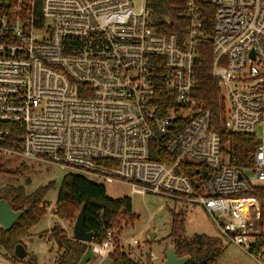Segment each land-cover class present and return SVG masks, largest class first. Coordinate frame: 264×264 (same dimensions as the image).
<instances>
[{
	"label": "built area",
	"instance_id": "1",
	"mask_svg": "<svg viewBox=\"0 0 264 264\" xmlns=\"http://www.w3.org/2000/svg\"><path fill=\"white\" fill-rule=\"evenodd\" d=\"M149 2L0 0V123L22 129L20 151L4 147L8 133H0V152L201 205L221 239L249 252L262 234L251 194L264 186V0H209L225 128L257 142L246 165L226 154L211 110L193 95L201 1L184 6V38L157 31ZM159 101L170 106L159 109ZM161 155L171 160L153 158ZM46 213L57 220V205ZM117 236L108 231L87 244L98 264ZM141 244L135 236L119 246L132 252Z\"/></svg>",
	"mask_w": 264,
	"mask_h": 264
},
{
	"label": "trees",
	"instance_id": "2",
	"mask_svg": "<svg viewBox=\"0 0 264 264\" xmlns=\"http://www.w3.org/2000/svg\"><path fill=\"white\" fill-rule=\"evenodd\" d=\"M202 27L197 44V57L194 65L196 86L195 99L212 112V124L219 131L226 154H230L238 165L247 164L248 154L255 150L257 142L248 136L235 135L225 128V100L218 80L213 76L214 65V7L209 0H200ZM187 0H150L149 7L153 10L154 26L160 34H176L184 38L189 30V21L185 17L184 6ZM159 109L167 110L170 105L155 103ZM0 133H8L2 145L13 151L19 152L21 148L22 129L18 124L0 123ZM156 160L168 161L171 158L161 155L153 157ZM0 167V174L4 171ZM27 171L22 165L9 172L11 175H20ZM186 173L197 180L207 181L210 175L196 168H188ZM27 185L30 180L26 181ZM52 185L37 188L32 193H27L25 187L7 185L0 190V200H5L14 212H25L23 217L10 231L0 227V257L10 264H38L36 258L28 253L25 260L15 256V247L25 244V239L32 228L46 215L48 204L45 199ZM256 197L261 205L262 222L264 219V186L257 187L251 194ZM58 219L69 223L72 231L74 222L82 206L86 209L85 227L88 232L95 234V240L106 237L108 231H120L123 222L130 224L135 220L132 201L129 198L113 200L107 196L104 185L89 181L79 174H67L59 189L57 198ZM27 211V212H26ZM172 214L171 231L168 239L174 246L179 257H190L187 264H217L224 252V245L220 238L207 234H194L186 236L185 214ZM48 243L55 244L57 256L54 264H80L88 250V245L74 241L70 233L64 230L57 222L48 232ZM117 247L106 264H153L151 257L144 259V253L130 251L125 247ZM140 247V246H139ZM249 253L264 262V233L260 241ZM151 256V254H150ZM105 261V262H106ZM104 264V263H103Z\"/></svg>",
	"mask_w": 264,
	"mask_h": 264
},
{
	"label": "rangeland",
	"instance_id": "3",
	"mask_svg": "<svg viewBox=\"0 0 264 264\" xmlns=\"http://www.w3.org/2000/svg\"><path fill=\"white\" fill-rule=\"evenodd\" d=\"M263 127H259L261 130ZM26 166L27 171L20 175H11L9 172ZM4 171L0 174V190L7 185L25 187L27 193L34 192L39 187L52 185L45 201L48 205H56L62 181L67 174L73 173L70 169H63L57 165L46 161L27 159L20 155H6L0 152V167ZM74 174V173H73ZM89 181L102 184L106 189L107 196L113 200L129 198L132 201L133 214L135 220L130 224L123 222L122 228L118 231L117 241L119 243L130 240L132 237L141 238L142 244L139 249L144 254V259L153 254L157 259L152 260L153 264H165V246L170 244L168 239L171 231L172 214H185L186 236L192 237L194 234H207L212 237L222 238L218 227L211 216L198 204H185L175 201L169 197L147 194L145 196L135 194L132 186L125 182H101L92 175H83ZM30 180L27 185L26 181ZM262 218V212H261ZM56 219H51L47 213L40 222L30 230L25 239L27 252L34 256L38 264H54L57 256V248L53 242L46 241V235L57 223ZM68 232L72 236L69 223ZM261 230L264 233V219L260 220ZM1 227V226H0ZM73 229V228H72ZM224 245V252L217 264H264L261 260L252 256L246 250L231 243L228 239H221ZM0 261L7 262L0 257ZM104 262V264H106ZM16 264V263H15ZM84 264H98V260L93 258Z\"/></svg>",
	"mask_w": 264,
	"mask_h": 264
},
{
	"label": "water",
	"instance_id": "4",
	"mask_svg": "<svg viewBox=\"0 0 264 264\" xmlns=\"http://www.w3.org/2000/svg\"><path fill=\"white\" fill-rule=\"evenodd\" d=\"M254 56V54H253ZM27 212V211H26ZM25 212H14L10 205L5 200H0V226L6 231L12 230L17 222L23 217ZM86 221V209L82 206L72 229V239L74 241L82 242L85 244L92 243L95 239L93 232H88L85 227ZM15 256L20 260H25L28 256L26 244H18L15 247ZM165 264H187L190 261V257H179L175 252L173 245L169 244L165 246ZM93 259V254L90 249L82 258L80 264L88 263ZM0 264H8L0 261Z\"/></svg>",
	"mask_w": 264,
	"mask_h": 264
}]
</instances>
